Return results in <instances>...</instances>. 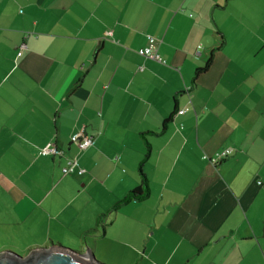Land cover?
Masks as SVG:
<instances>
[{"label": "crops", "instance_id": "obj_1", "mask_svg": "<svg viewBox=\"0 0 264 264\" xmlns=\"http://www.w3.org/2000/svg\"><path fill=\"white\" fill-rule=\"evenodd\" d=\"M0 206L124 264H264V0H0Z\"/></svg>", "mask_w": 264, "mask_h": 264}, {"label": "water", "instance_id": "obj_2", "mask_svg": "<svg viewBox=\"0 0 264 264\" xmlns=\"http://www.w3.org/2000/svg\"><path fill=\"white\" fill-rule=\"evenodd\" d=\"M0 264H105L86 250L78 252L72 248L51 243L49 246L36 247L19 255L11 250L0 251Z\"/></svg>", "mask_w": 264, "mask_h": 264}, {"label": "rangeland", "instance_id": "obj_3", "mask_svg": "<svg viewBox=\"0 0 264 264\" xmlns=\"http://www.w3.org/2000/svg\"><path fill=\"white\" fill-rule=\"evenodd\" d=\"M44 155L46 154H42L41 157H45ZM1 206L3 205L1 204ZM1 206H0V251L11 250L16 254L24 255L27 251H30L36 247L46 246L44 244L43 237L39 235H29L28 233H25V235L20 234L19 232L21 228H19L16 224H14L15 223L14 218H11L9 216L10 211L6 208L3 209ZM62 245L65 247L75 249L73 245H64V244ZM94 256L97 260L102 261V263L105 264H113L115 262H117V264H124L123 259L117 257L115 258L111 255L109 257L103 256V254H101L100 251L94 253ZM104 259H107V261H104Z\"/></svg>", "mask_w": 264, "mask_h": 264}, {"label": "built area", "instance_id": "obj_4", "mask_svg": "<svg viewBox=\"0 0 264 264\" xmlns=\"http://www.w3.org/2000/svg\"><path fill=\"white\" fill-rule=\"evenodd\" d=\"M156 45H158V40L155 39L154 36H148L147 44L140 48L138 47L136 49V52L140 56L154 58L156 61L164 63V59L159 57V55L156 53ZM17 54L20 55L21 52L18 51ZM188 110H189L188 106L177 108L174 112V115L181 114V113L183 114ZM70 138L72 141L76 143L78 149L86 148L89 144H92L91 135L84 134V132L82 131L72 133ZM55 151H58L57 153H62L60 149L55 150L54 147L50 148V147L44 146L37 150V154L38 155H42V154L48 155L50 153H54ZM230 152H232L231 148L229 147L222 148L220 151L214 153L213 161L218 162L219 160L223 159L225 156L227 157L230 154ZM203 158H207V156L204 155ZM76 163L77 161L75 157L67 158L65 164L62 167V173L66 175V174H70L71 172H73L76 168ZM259 183H261V181H258L256 184H259Z\"/></svg>", "mask_w": 264, "mask_h": 264}, {"label": "trees", "instance_id": "obj_5", "mask_svg": "<svg viewBox=\"0 0 264 264\" xmlns=\"http://www.w3.org/2000/svg\"><path fill=\"white\" fill-rule=\"evenodd\" d=\"M210 61L211 60L208 59L207 62H205L202 67L200 68L198 67L195 71V75L197 76V74L204 72L207 69ZM176 109L177 107L174 108V112ZM165 123H166V120H164L163 126ZM149 150H150V144L148 141H146V150L143 155L144 156L143 160H145L146 157L148 156ZM139 174H140L139 186L136 188L130 189L127 194H125L120 200H118L114 204L112 210L117 208L118 206L120 207L124 205L125 203L130 202L131 200L139 201L149 194V186L146 181L147 178L144 176L141 170H139Z\"/></svg>", "mask_w": 264, "mask_h": 264}]
</instances>
